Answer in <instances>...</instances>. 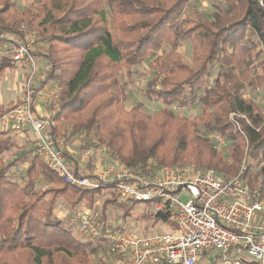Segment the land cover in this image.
Listing matches in <instances>:
<instances>
[{
    "label": "trees",
    "instance_id": "16d2710c",
    "mask_svg": "<svg viewBox=\"0 0 264 264\" xmlns=\"http://www.w3.org/2000/svg\"><path fill=\"white\" fill-rule=\"evenodd\" d=\"M18 1L0 0V46L25 32L39 37L33 54L47 66L42 84L51 82L62 97L48 135L66 156V145L77 139L81 151L105 147L128 168L154 160L232 177L244 166L245 185L264 198V97L260 107L246 96L258 88L264 94V0H219L210 15L198 0H30L21 8ZM181 42L191 47V65L174 53ZM11 66L1 58L0 74ZM139 67L148 72L142 97L156 113H141L139 102L125 113L132 116L109 124L103 108L126 101ZM14 107H0V117ZM212 133L228 148L216 151ZM15 146L1 134L0 264H88V257L107 253L101 241L76 238L53 211L58 201L71 209L85 198L93 206L104 191L64 184L30 152L5 162L2 154ZM20 161L23 176L13 181L7 172ZM113 193L100 213L92 212L102 225L105 207L118 202Z\"/></svg>",
    "mask_w": 264,
    "mask_h": 264
},
{
    "label": "built area",
    "instance_id": "2783aa9c",
    "mask_svg": "<svg viewBox=\"0 0 264 264\" xmlns=\"http://www.w3.org/2000/svg\"><path fill=\"white\" fill-rule=\"evenodd\" d=\"M6 43L5 56L26 65L28 72L15 107L0 117V131L30 129L32 157L43 161L64 184L91 191L112 189L119 199L151 204L154 214L172 221L170 233L140 236L127 228L102 225L85 206L61 212L79 232L107 245L111 256L107 264H264V198L245 185L244 166L232 177L188 164L162 166L154 160L143 168H128L105 147H98L99 170L89 176L77 174L71 160L50 140V121L34 111L36 99L53 113L60 109L58 93L35 91L33 51L41 46L39 37L25 32ZM209 139L218 152L227 145L218 133ZM81 141L85 146L87 138L82 135ZM83 156L91 159L94 150L84 149Z\"/></svg>",
    "mask_w": 264,
    "mask_h": 264
},
{
    "label": "rangeland",
    "instance_id": "374dc122",
    "mask_svg": "<svg viewBox=\"0 0 264 264\" xmlns=\"http://www.w3.org/2000/svg\"><path fill=\"white\" fill-rule=\"evenodd\" d=\"M29 2H30V0H19L18 1V7L21 8L25 4H29ZM192 2H193V0H191V3ZM218 2H219V0H198V2L195 3V5L197 7H200V10L204 14L210 15L211 12L213 11V7H215L217 4H219ZM4 46H7V45L5 44ZM37 49H40V47L36 48L33 51V53ZM165 49L167 52H169V48L167 46H165ZM175 52L178 55V57L180 58L181 62H183L184 64H187V65H191L190 59H191L192 52H191V47L188 43L181 42L179 44V46L177 47V49L174 51V53ZM34 57H36V56L34 55ZM38 58L39 57H36V59H37L36 63L38 66H41L42 65V59H38ZM147 73L148 72H147L146 67H139L138 76L136 77L134 84L132 86L128 87V94H127L128 97H127L126 101L121 103V104H115V102H112L111 104H106V106L103 108L102 113H103L106 121L109 124H111V122L113 120L115 121V120H118L121 118H128L129 116H132L131 113L126 114V115H125V113H127L133 106H135L139 102H143L144 107H145L141 110V113H144L146 115L154 114V112L156 111L155 107L153 106V104L145 102L144 98L142 97V92H141V88L143 87V85L147 79V75H148ZM258 73H260V70L258 71ZM39 74H40V72H39ZM39 78L42 79L41 75L39 76ZM36 79L38 80V76L36 77ZM10 82H11V80L4 81L3 77H0V94H2L5 98H7V101L11 100V96L9 95L10 93L6 95L7 92L5 90V86L8 87L10 85ZM3 83H5V84L3 85ZM51 84H52L51 82L48 83L49 86ZM209 85H210V83H209ZM259 89L260 88H258L257 91H255V93H252L253 95L247 94L246 96L249 95L248 98L250 100H254L255 104L262 107L264 94H263V90H259ZM11 90H12V88H11ZM107 97H108L107 94H102L100 99L107 98ZM59 101H60V105H61L62 104V97H60V95H59ZM48 109L50 110V111L48 110L49 113L51 115H53V117L57 114V113H53L54 111L51 109V107H48ZM87 111H89V109ZM189 112L188 111H187V113L181 112L180 114L184 113V114H188L190 116L191 112L190 113ZM191 116H193V115H191ZM135 117H137V116H135ZM44 118H46L48 121H50L49 117H44ZM51 125L52 124L50 122V126ZM3 131H5L4 133L9 134V136L11 137V140L13 137L15 140L17 139L18 141H20V142H18L16 140L18 142V144L15 143L16 146L14 148H11L9 151H6L2 154L3 160L5 162H10L11 160L16 159L18 157V155L21 154L22 152H24V153L28 152L27 150L29 149L30 145H28V143H26L27 137L25 136V134H22V137L19 138L17 135V133H19V132L12 131V128H7ZM32 139H33V135H32ZM15 140H13V141H15ZM208 140L210 141V143H212L209 138H208ZM20 143L23 145H20ZM227 146H228V144L226 145V147H224L223 150L228 148ZM96 148H98V147H96ZM65 149H67L68 151H73L72 155L75 157L74 160L77 161L78 164H82V163H80V161L82 159L84 150H82V151L80 150L78 143H77V139L75 141H73L70 145H66ZM30 153L32 156V150H30ZM28 155L29 154L27 153L23 159H25V158L27 159ZM190 158H191V156H190ZM21 161H20V163L18 162L16 164V166H14V167L11 166L9 168V170L7 172V176L9 179H11L13 181H20V179L23 176V168H24V165H22ZM87 162H89V161H87ZM188 163H193V162L190 161ZM82 165H84V163ZM85 165H87V163ZM189 165H193V164H189ZM165 166H167V165H165ZM194 166H196V165H194ZM253 171H256V168H250L248 170V173H250V172L252 173ZM81 190H83V189H81ZM103 191L104 192L101 193V196L95 197L97 200L95 205L90 206V204H88L87 199L84 198L79 203H77L76 206H74L71 209H74V208L80 207V206H85L88 208L91 207L92 212L98 211L100 213L99 210H101L103 203L107 199L112 198V195H111L112 192L115 193V191L112 189H103ZM120 202H126L127 207L124 209L123 207L118 206L117 204ZM66 210H70V208L65 204V202L64 201H58L57 205L55 206L53 211L57 212L56 214L58 215V218L60 219V221H62L64 227H67L68 230L71 231V233L76 238H78L82 241H84V240L88 241L90 239L88 236L79 232L76 229L75 225H72L70 223V221L67 217H62L61 212L64 211L63 213H66L67 212ZM103 212H104L106 220L108 221V223L106 225H110L113 227L121 226V228H127L131 232H133L134 234H137L140 236H142L144 234H150V235L151 234H167V233H170L172 231V227L169 223H164L161 220H155L153 218L154 212H153L151 204H144V203H140V202L136 203V202H131V201H123L122 199L118 198L117 203L108 204L105 207V209L103 210ZM143 216H145V217H143ZM110 258H111V256L107 253H99V254H96L92 257H88L87 260H88V264H107L110 261Z\"/></svg>",
    "mask_w": 264,
    "mask_h": 264
},
{
    "label": "crops",
    "instance_id": "0c3cea01",
    "mask_svg": "<svg viewBox=\"0 0 264 264\" xmlns=\"http://www.w3.org/2000/svg\"><path fill=\"white\" fill-rule=\"evenodd\" d=\"M6 37H8V36H6ZM6 42H5V44H7ZM3 46H0V59L3 57L9 58L8 56H5V53H4L5 52V46L4 47ZM35 59H36V57H35ZM38 59H42V65L41 66L37 65L36 77L38 76V80L35 78V91L37 92L38 90H40V91L41 90H43V91L48 90V91L58 93L56 90H54L52 88V84L50 86L48 84H45V85L42 84V82L44 81V78H45L47 66H46L45 60L43 58L39 57ZM27 72H28V67L26 65L13 63V66L6 68L2 72V74H0V77H3L4 81L11 80L10 85L8 87L5 86V90L7 92L6 95L10 93L9 95L11 96V100L7 101V98H5L2 94H0V107L5 108V107H7L8 104H11V103L16 104V102H18L19 97L21 96L22 91H23V86H24L23 85V79H24ZM39 72H40V74H39ZM40 75H41L42 79L39 78ZM4 84L5 83H3V85ZM11 88H12V90H11ZM34 110L42 118L49 117L50 120H52V118H53V116L49 113L50 110L48 109V107L44 106L38 99L35 100ZM51 124L54 125V123H51ZM4 132L5 131H0V137H1V134ZM22 134H25V136L27 137L26 143H28V145H30L29 149L27 151L30 152V150H32V143H33L32 132L30 129H27L21 133H17L19 138L22 137ZM12 140H15V139L12 137ZM16 140L13 142L18 144V142H20V141L17 140L18 141L17 142ZM20 145H23V144L20 143ZM66 151H67V154L69 155V156L67 155V157L71 160L72 164L73 165L77 164L78 172L80 174L89 176V175H93L95 172H97L99 170V164L101 161V157H100L101 154L99 153L98 150H94V156L91 159H85V157L82 156L80 163H82V164L84 163V165L78 164L77 161L74 160L75 157L72 155L73 151H68L67 149H66ZM87 161H89V162H87ZM85 162L87 163V165H85L86 164ZM75 167L76 166L74 165V168ZM23 171H24V169H23ZM56 213L57 212L55 211L54 214L58 217V215Z\"/></svg>",
    "mask_w": 264,
    "mask_h": 264
},
{
    "label": "bare ground",
    "instance_id": "6f19581e",
    "mask_svg": "<svg viewBox=\"0 0 264 264\" xmlns=\"http://www.w3.org/2000/svg\"><path fill=\"white\" fill-rule=\"evenodd\" d=\"M34 56V55H33Z\"/></svg>",
    "mask_w": 264,
    "mask_h": 264
}]
</instances>
